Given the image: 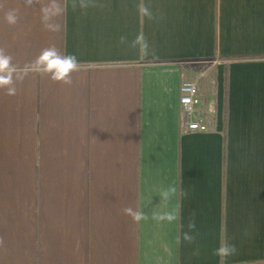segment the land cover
I'll return each mask as SVG.
<instances>
[{
  "label": "crops",
  "instance_id": "obj_1",
  "mask_svg": "<svg viewBox=\"0 0 264 264\" xmlns=\"http://www.w3.org/2000/svg\"><path fill=\"white\" fill-rule=\"evenodd\" d=\"M85 2L0 0L18 70L51 46L79 61L70 84L0 88V264H221L222 242L223 264H264V0H143L152 20L141 0ZM188 78L207 131L184 124Z\"/></svg>",
  "mask_w": 264,
  "mask_h": 264
},
{
  "label": "clouds",
  "instance_id": "obj_2",
  "mask_svg": "<svg viewBox=\"0 0 264 264\" xmlns=\"http://www.w3.org/2000/svg\"><path fill=\"white\" fill-rule=\"evenodd\" d=\"M32 0H26V3L30 4ZM81 8H87L88 4L85 0H81ZM138 12L141 18L147 17L149 20L154 19V15L150 8L141 0L140 4L137 6ZM57 11L60 9L57 7ZM47 9L45 12L47 13ZM5 20L8 24L14 25L17 23L18 16L17 10H9L5 14ZM125 42V38L121 37V43ZM137 45L140 47L142 54L147 53L148 43L145 39L143 32H141L134 41H132L131 47L135 48ZM79 61L75 54H62L55 46L46 47L41 50L39 56L32 62L30 69L18 70L16 66L12 63V57L8 55L3 49H0V88L6 89L7 95H15L16 81L22 80L24 76L27 75L28 71H35L40 74H48L50 78L54 81H60L65 84L71 83V73L78 69ZM177 191L176 187L173 186L161 193L162 199L167 200L171 194ZM125 215H130L133 221L138 222L143 218V213L139 210H133L130 207H125L123 210ZM165 217H160L164 219ZM168 220L178 219V215H167ZM189 229H195L196 224L191 221L188 224ZM185 240H193L194 237L188 234L184 236ZM177 242H179V237H177ZM235 244H228L222 242L221 245L215 249L214 254L221 258V264L230 255L236 252Z\"/></svg>",
  "mask_w": 264,
  "mask_h": 264
},
{
  "label": "built area",
  "instance_id": "obj_3",
  "mask_svg": "<svg viewBox=\"0 0 264 264\" xmlns=\"http://www.w3.org/2000/svg\"><path fill=\"white\" fill-rule=\"evenodd\" d=\"M180 84V110L185 126L189 130H198L199 132L209 130L206 113L199 109L202 105V96H200L198 83L192 78H188Z\"/></svg>",
  "mask_w": 264,
  "mask_h": 264
},
{
  "label": "trees",
  "instance_id": "obj_4",
  "mask_svg": "<svg viewBox=\"0 0 264 264\" xmlns=\"http://www.w3.org/2000/svg\"><path fill=\"white\" fill-rule=\"evenodd\" d=\"M244 57H233L232 59H241V58H244Z\"/></svg>",
  "mask_w": 264,
  "mask_h": 264
}]
</instances>
